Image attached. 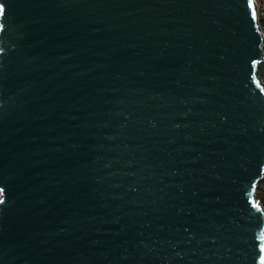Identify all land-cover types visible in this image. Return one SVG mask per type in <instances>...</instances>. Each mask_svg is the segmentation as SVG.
I'll return each instance as SVG.
<instances>
[{
    "label": "water",
    "instance_id": "obj_1",
    "mask_svg": "<svg viewBox=\"0 0 264 264\" xmlns=\"http://www.w3.org/2000/svg\"><path fill=\"white\" fill-rule=\"evenodd\" d=\"M0 3V264H260L254 0Z\"/></svg>",
    "mask_w": 264,
    "mask_h": 264
},
{
    "label": "built area",
    "instance_id": "obj_2",
    "mask_svg": "<svg viewBox=\"0 0 264 264\" xmlns=\"http://www.w3.org/2000/svg\"><path fill=\"white\" fill-rule=\"evenodd\" d=\"M254 2L257 6V18L259 27L264 37V0H254ZM261 82L264 84V75L261 78ZM254 200L255 203L258 202V205H260L261 209H264V174L262 179L257 183L255 187Z\"/></svg>",
    "mask_w": 264,
    "mask_h": 264
},
{
    "label": "snow or ice",
    "instance_id": "obj_3",
    "mask_svg": "<svg viewBox=\"0 0 264 264\" xmlns=\"http://www.w3.org/2000/svg\"><path fill=\"white\" fill-rule=\"evenodd\" d=\"M5 13H6V7L3 3H0V15H4ZM261 211H264V209H261ZM260 264H264V257L261 258Z\"/></svg>",
    "mask_w": 264,
    "mask_h": 264
},
{
    "label": "trees",
    "instance_id": "obj_4",
    "mask_svg": "<svg viewBox=\"0 0 264 264\" xmlns=\"http://www.w3.org/2000/svg\"><path fill=\"white\" fill-rule=\"evenodd\" d=\"M264 22V21H263ZM259 67H264V63H261L260 65H259Z\"/></svg>",
    "mask_w": 264,
    "mask_h": 264
}]
</instances>
